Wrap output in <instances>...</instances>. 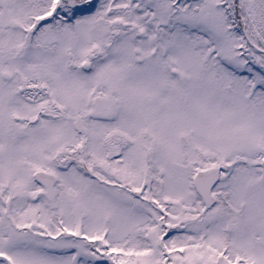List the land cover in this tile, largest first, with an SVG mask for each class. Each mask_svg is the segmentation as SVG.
<instances>
[{
	"label": "snow or ice",
	"instance_id": "obj_1",
	"mask_svg": "<svg viewBox=\"0 0 264 264\" xmlns=\"http://www.w3.org/2000/svg\"><path fill=\"white\" fill-rule=\"evenodd\" d=\"M0 264H264V0H0Z\"/></svg>",
	"mask_w": 264,
	"mask_h": 264
}]
</instances>
